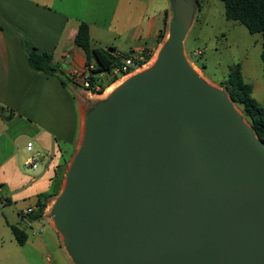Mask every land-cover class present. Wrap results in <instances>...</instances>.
I'll use <instances>...</instances> for the list:
<instances>
[{"label": "water", "instance_id": "95a60500", "mask_svg": "<svg viewBox=\"0 0 264 264\" xmlns=\"http://www.w3.org/2000/svg\"><path fill=\"white\" fill-rule=\"evenodd\" d=\"M167 2L153 64L85 108L49 215L72 264H264V143L184 56L196 1Z\"/></svg>", "mask_w": 264, "mask_h": 264}, {"label": "crops", "instance_id": "0c3cea01", "mask_svg": "<svg viewBox=\"0 0 264 264\" xmlns=\"http://www.w3.org/2000/svg\"><path fill=\"white\" fill-rule=\"evenodd\" d=\"M165 17L168 23L167 0H0V106L5 110L0 118V191L8 194L4 203L16 205L22 200L23 210H35L39 196H44L41 219L51 226L50 207L79 144L84 99L89 96L66 75L87 63L95 69L94 59L74 43L78 25L88 26L92 48L110 47L136 60L149 55V62L166 36L164 31L157 42ZM26 47L50 54L66 85L56 76L31 70L24 57ZM102 74L93 76L98 79ZM11 124L16 130L3 133L4 126ZM24 137L44 155L36 176L27 182L29 175L22 167L28 168L26 152L33 144L27 149L28 140L19 147ZM37 181L42 186L35 187Z\"/></svg>", "mask_w": 264, "mask_h": 264}, {"label": "rangeland", "instance_id": "374dc122", "mask_svg": "<svg viewBox=\"0 0 264 264\" xmlns=\"http://www.w3.org/2000/svg\"><path fill=\"white\" fill-rule=\"evenodd\" d=\"M195 1L193 21L183 42L184 56L188 64L208 84L222 90L221 82L227 77L229 68L239 64L244 80L253 87L252 96L264 106V69L260 58L261 35L250 34L242 24L227 20L221 1ZM164 27L167 39V22ZM156 55L157 52L154 56ZM149 63L150 61L143 64L144 66L137 67L136 71H131L126 76L122 73L124 65L110 73H103L97 80L101 86H105L104 92L94 97L87 96L84 99L85 108H90L92 103L105 99L107 87L115 86L120 80L125 81L146 70L153 64L148 65ZM114 76L117 77L115 81H113ZM236 108L243 116L242 109L238 106ZM15 130L16 126L12 124L2 129L3 133L9 134ZM3 140L5 141V138ZM28 140L31 139L26 137L19 139L18 146L24 147ZM31 143L33 148L30 152H26L28 157L36 151L42 152L35 150L33 140ZM39 167V163L36 169L22 167L29 175L26 176L25 182L36 176ZM42 183L37 181L34 186H42ZM6 192L7 190L4 189L0 191V264H72L64 250L63 239L54 227L52 217L48 215L52 227L42 219L25 222L21 213L26 203L22 200H16V205L13 202L4 203L3 197L8 195ZM10 226L17 227L25 233L26 240L23 245L17 244Z\"/></svg>", "mask_w": 264, "mask_h": 264}, {"label": "trees", "instance_id": "16d2710c", "mask_svg": "<svg viewBox=\"0 0 264 264\" xmlns=\"http://www.w3.org/2000/svg\"><path fill=\"white\" fill-rule=\"evenodd\" d=\"M223 3L224 16L227 20L242 24L250 34H260L262 38V50L260 53L261 62L264 69V0H219ZM166 17L165 23L166 25ZM164 29L158 34L159 43L164 36ZM74 43L81 47L87 58L92 57L95 61V69H90L91 81L98 80L93 76L96 73H110L115 69H120L124 62L122 59L131 57L130 54H116L113 48H92L90 46V37L88 26L80 23L74 37ZM24 57L29 68L49 76H56L60 83L66 85L62 74H59L57 66L52 62L50 54L37 52L33 48H24ZM149 55H144L140 60L133 59L132 64L127 66L128 71L141 66L148 59ZM86 67L89 68L87 63ZM67 78V77H66ZM117 79L114 76L113 81ZM100 84V82H98ZM223 90L231 99L233 104L240 107L243 111V118L246 119L255 136L264 143V106L257 102L252 96L253 87L246 82L239 64L229 68L227 77L221 82ZM101 90L105 86L100 85ZM4 108L0 106V118L3 116ZM46 205V197L39 196L36 202L35 210L28 216L30 220H39L43 217V211ZM26 222V221H25ZM10 231L18 245H23L26 235L17 227L10 226Z\"/></svg>", "mask_w": 264, "mask_h": 264}, {"label": "built area", "instance_id": "2783aa9c", "mask_svg": "<svg viewBox=\"0 0 264 264\" xmlns=\"http://www.w3.org/2000/svg\"><path fill=\"white\" fill-rule=\"evenodd\" d=\"M132 60H133V57H130V56L122 59V61L124 62V67L122 69V73L124 74V76H126L127 74L131 72L127 70V66L132 64ZM141 66H144V65L142 64ZM136 70H137V67L134 68L132 71L134 72ZM66 77L71 83L78 85L80 88H82L86 92V94L89 96L94 97L104 92V89L101 90L100 88V84L98 83L99 81L95 83L91 81L90 67L88 68L85 66L82 69H70ZM31 147H32L31 142H28L26 144V148L31 149ZM43 157L44 155L42 153L35 152L28 157V159L26 160L25 166L28 168L36 169L38 166V163L42 160ZM32 212H33V208H26L25 210L22 211L21 217L28 216Z\"/></svg>", "mask_w": 264, "mask_h": 264}, {"label": "bare ground", "instance_id": "6f19581e", "mask_svg": "<svg viewBox=\"0 0 264 264\" xmlns=\"http://www.w3.org/2000/svg\"><path fill=\"white\" fill-rule=\"evenodd\" d=\"M155 59H156V56H154L152 59H151V61H150V63L148 64V65H151V63H153L154 61H155ZM122 82H123V80H120L119 82H118V84H116L115 86H109V87H107L106 88V91H105V96H108L110 93H112L120 84H122Z\"/></svg>", "mask_w": 264, "mask_h": 264}]
</instances>
